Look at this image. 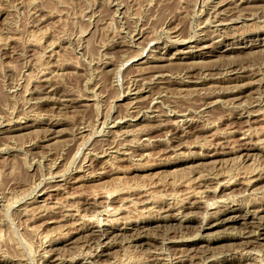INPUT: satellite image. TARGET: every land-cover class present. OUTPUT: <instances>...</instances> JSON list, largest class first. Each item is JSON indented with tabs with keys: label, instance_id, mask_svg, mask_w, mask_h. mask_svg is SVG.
I'll list each match as a JSON object with an SVG mask.
<instances>
[{
	"label": "rangeland",
	"instance_id": "1",
	"mask_svg": "<svg viewBox=\"0 0 264 264\" xmlns=\"http://www.w3.org/2000/svg\"><path fill=\"white\" fill-rule=\"evenodd\" d=\"M241 1L0 0V264H264V0Z\"/></svg>",
	"mask_w": 264,
	"mask_h": 264
},
{
	"label": "bare ground",
	"instance_id": "2",
	"mask_svg": "<svg viewBox=\"0 0 264 264\" xmlns=\"http://www.w3.org/2000/svg\"><path fill=\"white\" fill-rule=\"evenodd\" d=\"M241 1V0H240ZM249 1V0H248ZM253 2V1H252ZM221 3V2H220ZM220 3H219V5H220ZM244 3H247V0H242L241 1V3L240 4H244ZM249 3V2H248ZM240 4H239V6H240ZM221 6V5H220ZM241 10V9H240ZM223 13V12H222ZM220 14V13H219ZM252 14V13H251ZM217 15V14H216ZM241 18V17H240ZM254 46H262V44H257V45H254ZM263 65V64H262ZM178 84V83H177ZM220 92V91H219ZM212 94V93H211ZM214 95V94H213ZM212 96V95H211ZM213 97V96H212ZM173 124V123H172ZM22 128H24V127H22ZM234 133V132H233ZM181 146V145H180ZM262 179V177L261 178H258V179H250V180H248L247 181V183L248 184H253L254 182H257L258 180H261ZM195 180V179H194ZM231 182V181H230ZM234 182V181H233ZM235 184V183H234ZM221 184H217L216 186V189L218 188V186H220ZM226 185V184H225ZM221 187H223V185H221ZM218 190V189H217ZM204 192V191H203ZM113 193V192H112ZM112 193H110V194H112ZM190 193H194L195 195H197L198 194V192H197V190H194V191H190ZM115 194V192L113 193V195ZM112 195V196H113ZM107 197H108V195H107ZM111 197V196H110ZM109 197V198H110ZM199 197V196H198ZM200 198V197H199ZM215 204V202L212 204V205H214ZM208 206H209V204H208ZM208 206L206 205V207H207V209H208ZM211 207V206H210ZM210 209V208H209ZM113 210V209H112ZM114 211H116V210H113L112 212H114ZM118 212V211H117ZM103 213H105V212H103ZM241 217V216H240ZM243 217V216H242ZM83 218V217H82ZM246 218V217H245ZM107 219V218H106ZM164 219V218H163ZM244 219V218H243ZM95 220V219H94ZM83 221V220H82ZM88 222H89V219L87 220ZM106 221V220H105ZM246 221V220H245ZM101 222V221H100ZM107 222V221H106ZM244 223V222H243ZM98 224V223H97ZM105 224V223H104ZM206 225H208V224H206ZM217 224H214V225H212V226H209V228H212L213 226H216ZM253 226V225H252ZM254 227V226H253ZM145 228V227H144ZM114 229V228H113ZM255 230L254 231H250V234H252V235H247L248 236V238H253V239H255V240H258V239H260L261 238V240H264V225L263 224H261V222H260V225L258 224V226L256 225V227L254 228ZM142 230V229H141ZM133 231H136V229L135 230H133ZM105 233V232H104ZM111 233V232H110ZM100 234V233H99ZM106 234V233H105ZM248 234V233H247ZM102 235H103V233H102ZM109 235V234H108ZM140 235V234H139ZM137 236V237H139V238H144L143 236L141 237V236ZM96 236V235H95ZM107 236V235H106ZM239 236V235H238ZM237 236V237H238ZM241 236V235H240ZM241 237H243V236H241ZM100 238H102V237H100ZM138 238V239H139ZM239 238V237H238ZM247 239V238H246ZM252 241H254V240H252ZM95 242V241H94ZM248 242H250V241H248ZM110 243V242H109ZM96 244V243H95ZM109 247V246H108ZM250 254V253H249ZM259 255V254H258ZM197 257V256H196ZM212 258L213 257H211L210 259L212 260ZM192 259V258H191ZM58 260V259H57ZM61 260V259H60ZM64 260V259H63ZM74 260V259H73ZM190 260V259H189ZM203 260V259H202ZM209 260V259H208ZM174 261V260H173ZM204 261H205V259H204ZM206 261H207V259H206ZM213 261V260H212ZM218 261H220V260H218ZM257 261V260H256ZM261 261V260H260ZM70 263H72V261H69ZM214 262V261H213ZM59 263V262H58ZM172 263V262H171ZM209 263V262H208ZM218 263V262H217ZM60 264V263H59ZM68 264V263H67ZM170 264V263H169ZM192 264V263H191ZM200 264H202V262L200 263ZM216 264V263H215ZM219 264V263H218Z\"/></svg>",
	"mask_w": 264,
	"mask_h": 264
}]
</instances>
